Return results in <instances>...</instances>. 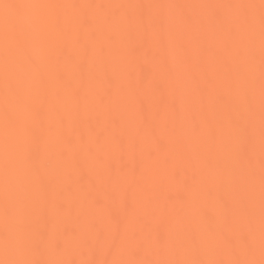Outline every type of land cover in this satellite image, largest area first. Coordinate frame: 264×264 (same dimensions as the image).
<instances>
[{"label": "bare ground", "instance_id": "1", "mask_svg": "<svg viewBox=\"0 0 264 264\" xmlns=\"http://www.w3.org/2000/svg\"><path fill=\"white\" fill-rule=\"evenodd\" d=\"M21 3L81 6L25 8V28L32 31V21L42 15L60 14L89 49L83 55L79 45L60 43L44 56L37 41L26 53L47 76L50 122L58 108L71 143L46 136L39 160H28L13 180H46V187L32 186L34 199L43 201L37 214L44 216L50 236L67 241L66 258H89L74 234L92 240L94 224L107 238L95 259L113 258L110 238L117 227L141 232L147 225L150 237L139 259H232L222 249V234L252 233L257 243L251 258L259 260L264 83L260 0H0ZM247 4L255 7H236ZM113 5L144 7H109ZM217 16L224 22L218 23ZM82 17L95 21L91 29L76 28ZM185 17L192 23H184ZM15 18L13 9L0 7V238L6 227V58L13 80L23 88L31 75L14 41H5ZM160 18L163 29L150 24ZM129 20L131 25L125 23ZM100 45L106 50L103 57L94 54ZM183 49L190 51L188 61L182 59ZM66 53L76 56L83 69L67 63ZM69 83L79 95L71 94ZM8 107L20 111L14 101ZM165 118L171 127L163 126ZM241 119L249 129L243 137L232 127ZM192 236L200 241L198 250L191 248ZM161 239L170 240L171 246L161 248ZM46 258L56 254L50 250Z\"/></svg>", "mask_w": 264, "mask_h": 264}, {"label": "snow or ice", "instance_id": "2", "mask_svg": "<svg viewBox=\"0 0 264 264\" xmlns=\"http://www.w3.org/2000/svg\"><path fill=\"white\" fill-rule=\"evenodd\" d=\"M0 7L13 9L16 13L15 25L11 32L5 33V41L11 39L15 43L16 51L23 56L24 62L30 66L31 75L27 88H23L18 80L14 81L11 75V63L6 58L5 63V88H6V107L4 111V151H5V200L3 206V215L5 217L6 227L3 237L0 238L5 259L0 260V264H264V83L261 88V154H262V190H261V226L259 235V248L261 258L256 260L254 256L256 249V239L254 234L237 237L225 233L220 237L222 249L232 253V259H158L148 260L139 259L144 251V245L147 238L150 237V229L145 226L141 232L130 231L127 228L117 227L111 235L109 252L112 259H95V252L106 241L105 232L96 225H91V230L95 233L94 239L84 240L78 234L75 238L80 241L81 246L87 248L90 256L87 259L66 258L67 241L50 236L47 224L43 215H38L37 210H43V201H36L33 196V184H39L40 187H46V180L42 177L35 180L14 181L13 175L18 168L22 169L28 160L33 162L39 160V147L41 141L47 136L52 140H61L65 143H71L63 130V114L57 108L55 109V121L50 122L49 113L52 111L47 101V76L41 71L40 64L27 55V49L33 42H40L42 53L47 56L60 43L71 42L79 45L83 55L89 52L86 43L81 44L69 27V21L60 14L42 15L32 21V31L25 28V19L23 9H55L64 7H81L78 5H57V4H0ZM91 7V6H88ZM109 7H138L143 5H113ZM207 7H218L208 5ZM236 7L247 9L255 5H237ZM260 25L262 38V74H264V0H260ZM217 22L223 23V17L217 16ZM247 23V17L244 18ZM95 21L82 17L75 22L78 30L91 29ZM129 25L133 21L125 22ZM159 23L160 28L165 27L163 18L150 21V24ZM184 23L190 24V17L184 18ZM112 34H109V39ZM94 54L103 57L106 50L103 45L94 50ZM182 59H190V51L183 49ZM66 62L74 68L83 69V65L76 56L66 53ZM162 68L167 70V63H162ZM57 77L65 79L63 72L58 71ZM68 88L73 96L79 95V90ZM162 91V90H161ZM32 97L37 98V102H32ZM14 101L19 112L10 110L8 105ZM164 127H171L168 118L163 121ZM232 127L237 129L240 136L249 135V129L246 123L241 120L232 122ZM197 129H193L195 135ZM146 135L147 133H143ZM103 136L97 137L99 143ZM65 154H61L64 156ZM102 167L107 168L101 164ZM97 205L102 207V200L97 201ZM135 216V209L132 210ZM191 248L198 250L200 241L192 236L190 238ZM159 246L168 249L171 246L170 240L161 239ZM54 251L56 258H46L49 251ZM243 254L244 258H241Z\"/></svg>", "mask_w": 264, "mask_h": 264}]
</instances>
